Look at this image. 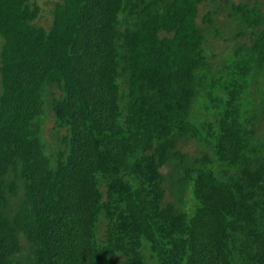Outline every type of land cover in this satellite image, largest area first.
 <instances>
[{"label": "trees", "instance_id": "1", "mask_svg": "<svg viewBox=\"0 0 264 264\" xmlns=\"http://www.w3.org/2000/svg\"><path fill=\"white\" fill-rule=\"evenodd\" d=\"M0 264H264V0H0Z\"/></svg>", "mask_w": 264, "mask_h": 264}, {"label": "rangeland", "instance_id": "2", "mask_svg": "<svg viewBox=\"0 0 264 264\" xmlns=\"http://www.w3.org/2000/svg\"><path fill=\"white\" fill-rule=\"evenodd\" d=\"M51 127V121L47 120L44 124H43V136H45V138L48 136L49 130Z\"/></svg>", "mask_w": 264, "mask_h": 264}]
</instances>
